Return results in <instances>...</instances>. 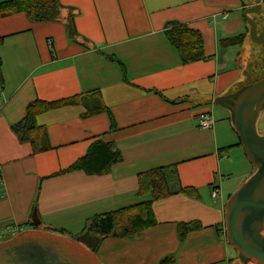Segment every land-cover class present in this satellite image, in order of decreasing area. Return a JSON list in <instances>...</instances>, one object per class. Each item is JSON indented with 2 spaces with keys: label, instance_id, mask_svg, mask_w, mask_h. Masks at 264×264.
I'll return each mask as SVG.
<instances>
[{
  "label": "crops",
  "instance_id": "1",
  "mask_svg": "<svg viewBox=\"0 0 264 264\" xmlns=\"http://www.w3.org/2000/svg\"><path fill=\"white\" fill-rule=\"evenodd\" d=\"M60 1L75 13L76 41L62 21H33L22 12L0 18V235L78 236L93 215L151 199L139 192L138 174L174 166L180 184L199 197L177 193L154 201L155 225L135 238H104L94 256L101 264H158L170 254L172 264H242L226 240L224 212L255 167L229 112L213 99L264 74V46L252 42L248 31L241 45L221 42L246 31L242 11L253 1ZM170 20L201 32L205 59L182 62L163 31ZM94 94L113 115L115 131L106 112L85 114L82 102L89 104ZM73 96L81 101L37 117L49 149L34 153L11 131L29 102ZM204 110L215 119L212 128L198 125ZM97 138L112 142L121 161L103 175L67 171ZM213 188L220 191L216 199ZM34 210L38 226L31 220ZM193 220L201 228L180 242L178 223Z\"/></svg>",
  "mask_w": 264,
  "mask_h": 264
},
{
  "label": "trees",
  "instance_id": "2",
  "mask_svg": "<svg viewBox=\"0 0 264 264\" xmlns=\"http://www.w3.org/2000/svg\"><path fill=\"white\" fill-rule=\"evenodd\" d=\"M67 9L66 16L63 10ZM25 13L33 21L48 22L62 21L65 24L67 36L70 40L76 41L77 31L74 24L75 13L70 7L64 6L60 0H4L0 2V18L14 13ZM163 31L168 41L177 49L184 64L205 59L207 56L204 50V41L199 30L189 27L185 23L176 20L165 22ZM246 31L235 36L223 39L224 46L241 45L246 37ZM3 37L0 36V46ZM115 60L114 57L108 56ZM123 74L124 65L119 62ZM0 85H3L0 58ZM160 96L163 94L159 92ZM88 104L83 101L87 108L86 115L106 112L110 121V131L117 129L115 120L107 107L103 106L99 95H92ZM79 96H73L56 101H45L36 99L28 103L24 117L9 125L11 131L17 136L20 142H29L34 153H39L50 148L46 128L39 125L37 117L50 110L68 105L78 104ZM174 102V101H171ZM121 161L120 151L110 141L101 138L95 139L88 146L86 154L77 159L67 171L81 170L89 175H103L109 171L111 166ZM138 189L140 193H149V201L140 202L126 206L114 211L93 215L88 218L83 232L88 230L91 234L99 237L100 242L107 237L114 238H135L144 229L157 223L152 204L154 201L164 199L173 194L182 193L190 198H198V192L193 187H183L178 179V173L174 166L159 167L137 176ZM201 228L197 220L180 222L177 226V236L183 242L187 234ZM65 234L64 231H59ZM98 244V245H99ZM98 247V246H97ZM175 256L173 254L162 257L158 264H172Z\"/></svg>",
  "mask_w": 264,
  "mask_h": 264
},
{
  "label": "water",
  "instance_id": "3",
  "mask_svg": "<svg viewBox=\"0 0 264 264\" xmlns=\"http://www.w3.org/2000/svg\"><path fill=\"white\" fill-rule=\"evenodd\" d=\"M242 11L249 39L264 46V27L259 29L253 14L263 13L260 0H252ZM229 112L244 153L254 172L229 196L224 212L226 240L236 250L242 264H264V133L256 121L264 108V74L234 87L213 99ZM40 225L36 210L31 215ZM99 237L88 230L75 237L44 232L22 231L0 240V264H101L94 256Z\"/></svg>",
  "mask_w": 264,
  "mask_h": 264
},
{
  "label": "built area",
  "instance_id": "4",
  "mask_svg": "<svg viewBox=\"0 0 264 264\" xmlns=\"http://www.w3.org/2000/svg\"><path fill=\"white\" fill-rule=\"evenodd\" d=\"M262 5H264V0H260ZM50 44V40H49ZM215 123V119L211 114L210 110H204L199 113L198 116V125L200 128H212ZM220 191L217 188H213L211 191V197L216 199L219 197Z\"/></svg>",
  "mask_w": 264,
  "mask_h": 264
},
{
  "label": "rangeland",
  "instance_id": "5",
  "mask_svg": "<svg viewBox=\"0 0 264 264\" xmlns=\"http://www.w3.org/2000/svg\"><path fill=\"white\" fill-rule=\"evenodd\" d=\"M218 106V105H217ZM262 112V116L257 117V121H256V129L259 133H264V108L261 110ZM260 111V112H261ZM260 114V113H259ZM15 235V234H14ZM7 236L5 235H0V240H5ZM9 239V238H7ZM235 251V249H234ZM236 252V251H235Z\"/></svg>",
  "mask_w": 264,
  "mask_h": 264
},
{
  "label": "flooded vegetation",
  "instance_id": "6",
  "mask_svg": "<svg viewBox=\"0 0 264 264\" xmlns=\"http://www.w3.org/2000/svg\"><path fill=\"white\" fill-rule=\"evenodd\" d=\"M263 7H264V5H263ZM261 13H262V11L261 12H258V13H256V14H253V16H254V19H255V21L257 22V27L259 28V29H261L262 28V25L264 24V18L263 17H261Z\"/></svg>",
  "mask_w": 264,
  "mask_h": 264
}]
</instances>
